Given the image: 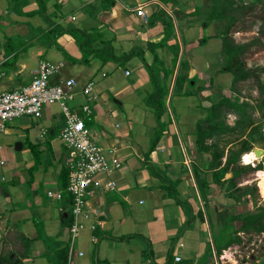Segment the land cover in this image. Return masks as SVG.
<instances>
[{
  "label": "crops",
  "instance_id": "1",
  "mask_svg": "<svg viewBox=\"0 0 264 264\" xmlns=\"http://www.w3.org/2000/svg\"><path fill=\"white\" fill-rule=\"evenodd\" d=\"M5 1L0 0V16L9 12L3 6ZM200 3L199 0H170L167 5L161 0H28L21 3V12L11 16L15 29L21 26L19 22L23 26L30 23L32 29L41 32L43 28L46 37L42 38L39 32L28 29V52L21 59L16 57L17 52L11 46L1 51L0 90L19 89L28 84L41 61L54 65L56 70L50 77V83L73 80L74 84L69 88L73 93L71 104L76 108L87 105L88 111H82L81 116L91 139L101 147L107 159V168L96 175L97 183L86 196L83 211L72 217L68 224L69 210L64 204L68 203L63 201L67 199L64 192L62 201L45 193L47 198L57 202L56 212H52L47 204H42L38 195L42 186L46 192L49 189L62 190L59 173L66 154L50 143L47 151V147L41 144L45 135L54 133V128L40 121L34 125L32 119L22 116L16 125L3 131L6 134H26L34 129V141L41 146L40 152L46 163L43 165L40 160L30 172L34 158L29 149H23L24 144L20 140L14 143V149L25 151V161L19 164L12 154L10 162H13L10 163L6 156H2L7 153L0 142V166L7 168L10 163L8 171L20 183H29V193L34 194L36 205L32 209L33 215L48 219L46 233L52 238L49 257L45 258L42 254L44 245L34 227L21 225L27 213L24 216L21 209L15 208H9L10 211L6 213L5 209L8 208L0 199V237L6 224L15 226L26 242L21 251L27 252L24 261L27 260L29 264H218L211 245L210 229L212 227L215 232H221L228 221V213L219 210V205L212 200L221 185L212 182V170L207 166L210 155L196 148V134L187 131L190 126L183 125L184 118L181 121L186 131L183 138L173 107L177 104V110L183 116L186 114L183 108L188 109V114L193 117L190 120L192 123L205 117L206 108L218 101L221 95L229 96L232 82L227 83L225 78L221 82L215 80L217 74L213 78L209 70L211 65L206 63L207 55L201 51V43L206 41L203 35L206 29L210 36L217 40L221 38L218 34L223 18L212 19L206 24L200 19L201 16L187 15L179 17V20L173 19V34L169 36L168 44L174 46L175 55L166 47H148L149 43L158 42L164 34L161 21L151 18L152 11L162 8L172 13L177 8L190 13ZM138 5L143 7L145 16L137 14L135 8ZM36 7H41L42 15L48 20L45 21L40 14H24L35 11ZM225 22L223 20L222 24ZM76 32L82 37L76 36ZM84 48L91 52L85 54ZM220 48L225 62L222 38ZM132 49H135L134 53L121 61ZM185 56V74L175 84L179 60ZM156 60L170 70L164 76L159 65L155 76L157 84L167 87L163 111L169 122L158 140L152 143L158 129L154 107L146 103L149 108L136 113L141 114L143 119L140 121H146V124L142 122L140 128L130 121V115L136 103H143L153 90L154 83L148 67ZM199 61L201 66H198ZM7 62H11V69L6 68ZM223 71H218L220 76L226 73L230 75ZM178 82L181 83L178 86L181 94L174 95ZM187 84L196 92L188 93L185 89ZM88 85L90 89L86 92L84 89ZM120 106L126 109V118L121 115ZM91 116L97 124L96 128L90 125ZM37 118H52L48 105ZM58 121L61 130L62 114ZM253 122L252 125L257 124L264 134V115L256 119L253 117ZM254 147L262 149L263 155L251 164L260 162L264 165V143L254 144ZM48 156H51V160ZM114 157L120 161L118 167H114ZM224 161L225 157L223 161L221 159L222 164ZM144 163L149 164L154 173L149 172ZM192 163L204 172L200 176L209 182L210 187L205 189L207 205L197 189ZM110 181L114 183L112 188L107 186ZM164 186L169 187L164 189ZM0 193L4 194L5 199H10V191L4 187L0 186ZM61 224L67 228L69 236L64 235ZM73 224L76 228L71 231ZM181 229V234L177 236ZM174 256H179L180 260L175 261Z\"/></svg>",
  "mask_w": 264,
  "mask_h": 264
},
{
  "label": "rangeland",
  "instance_id": "2",
  "mask_svg": "<svg viewBox=\"0 0 264 264\" xmlns=\"http://www.w3.org/2000/svg\"><path fill=\"white\" fill-rule=\"evenodd\" d=\"M28 0H7L4 2L3 6L6 7V9L9 11L8 13L2 14L0 16V54L1 51H3L4 48L10 49V46L13 50L17 52L16 57L21 59V57L25 56L28 52L29 47V39L27 37L26 31L30 29L32 32L36 31L39 32V35L42 36V38L45 36V31H43V28L40 30L38 29H32L30 23H25L24 26L22 23L19 22L21 26L19 28H14V21L11 20V16L13 14H16L17 12H21L20 8H22L21 3H25ZM175 1V0H174ZM244 3H248L251 0H242ZM21 2V3H19ZM193 2V1H192ZM195 2V1H194ZM201 2V3H200ZM200 5L194 6L193 11L195 9L197 10V13L193 14L194 16H201L200 19L203 21L206 19V11H210L212 9V1L210 0H199ZM255 3V2H254ZM257 4L253 5V10L249 11L248 8H244L242 10H231L228 11L233 16V22L230 23V29L228 34L226 35V39L230 42L231 45H239L242 46V51L237 54V60L240 61V64L243 66V69L248 72V76L245 78H237L233 85H231L229 96L231 98L237 99L238 102H247L249 104H252L253 106L247 107V109L244 111L243 115L249 116L253 119V117L256 119L258 117H263L262 115V109L259 107V102L264 99V4L256 2ZM247 6V5H246ZM245 6V7H246ZM248 7V6H247ZM36 9V10H35ZM35 11L32 12H24L25 15H42L41 7L34 8ZM165 9L158 8L157 10H154L151 12V18H155L161 21L163 26H171L170 20L174 19L173 15H171V12L169 13L171 15L168 16ZM23 14V13H22ZM192 15V14H190ZM39 16V17H40ZM44 20H48L46 16L42 15ZM186 17L187 13L182 12L181 17ZM179 18V17H178ZM191 17H189L190 19ZM187 19V22H189V19ZM43 20V21H44ZM179 20V19H178ZM193 20V19H192ZM224 21H226L225 18H223ZM222 20V22H223ZM221 22V29L223 28V24ZM18 23V22H17ZM223 25V26H222ZM167 26V27H168ZM181 34L183 35V28L180 27ZM208 30L206 29L204 31V34L206 37V41H202L201 51L207 55L206 63L208 65H211V68H209L210 73L216 75L217 81L221 82L224 78L228 82H232L233 75L229 72L230 75H221L219 74V70L221 72H224L222 70V67L224 66V58L222 55H220V46H221V38L219 40L215 39L214 36H210L209 33H207ZM209 34V35H208ZM79 36L81 38L82 36L80 33L76 32V36ZM201 36V35H200ZM46 37V36H45ZM44 37V38H45ZM200 38V37H199ZM201 40V39H200ZM205 45V46H204ZM168 49V51L175 53V48L169 46H164ZM155 48V47H154ZM197 48V47H196ZM198 49V48H197ZM219 50V51H218ZM185 58H183L181 68L179 69V77H183L185 74L184 64H185ZM125 60V58H122L121 61ZM15 61V60H14ZM187 62V61H186ZM11 62H7L6 68L11 69L10 67ZM155 70L156 72L159 70L157 68L158 66V60L154 62ZM188 66V65H187ZM198 66H201L200 61L198 62ZM154 67V66H153ZM184 69V70H183ZM26 76V75H25ZM19 79V78H17ZM194 79V78H193ZM189 80V83L193 80ZM158 82H160V78H158ZM203 82V79H202ZM181 83L178 82L176 89L174 91V95L181 94V90L179 89V85ZM232 84V83H231ZM181 86V85H180ZM188 93H195V90H192V87L190 84H187V87L185 88ZM154 90V86H153ZM192 93V94H193ZM146 95V94H145ZM146 100H143V103L137 102L136 107L131 109V115H130V121L135 124V127L140 128L142 125L143 118H141L142 110H147L148 104H146ZM174 105V104H173ZM49 110L52 113V118L48 120H44L43 118H35L31 116H24L29 119H32L33 124L35 125L36 121H40L42 124H44L47 127L54 128L53 134H47L43 138L45 139L42 141L41 144L45 145L47 147V151H49V146L53 145L57 149H60L61 151H64L66 155H68V150H66L65 145L62 143L59 137V121L58 117L60 114H62L61 109L59 108L58 103H52L48 105ZM173 107V106H172ZM175 107V108H174ZM173 107V111L175 114L176 121L178 123V126L182 130V136L185 138L184 129L181 125V121L184 118L185 120L182 121L183 125L186 127L190 126V129L187 131L192 132V134H196V120L190 123V120H193V117L188 114V109L183 108L184 116L178 112L176 104ZM145 108V109H144ZM119 110L121 111V115H124V118H126V109L123 106L119 107ZM206 111L208 109L206 108ZM230 112L226 113L225 108H221V114L226 122L227 126H232L237 124L235 120L237 119V114L234 111L229 110ZM137 117H136V115ZM170 114V112H169ZM182 115L183 117H181ZM163 116V118H162ZM171 116V114H170ZM203 118V117H202ZM19 117L9 120L6 122V129L10 126L16 125L19 121ZM157 119V117H156ZM172 119V116L171 118ZM261 120V119H259ZM173 121V119H172ZM90 125L93 127H97V124L94 122L91 116V120H89ZM169 118L166 115V112L163 111L159 117V123L160 126L164 127V129L168 126ZM143 123L146 124V121ZM191 124V125H190ZM205 125V124H204ZM261 124L259 123V126ZM146 126V125H145ZM148 127V126H147ZM156 127L159 129V125L157 124ZM154 126L152 127V129ZM34 130V129H32ZM32 130H29L24 133H17V134H6L3 132H0V142H2V145L5 147V150L7 155L4 153L2 154L3 157L6 156V159L10 162V158L12 157V154L14 156L15 161H17L19 164L22 161H25V156L23 153L25 151H15L14 149V143L18 140L22 141L24 144L23 149H29L32 157L34 158V154L32 152V149L30 145H33L35 149L39 151V157L40 160L43 162L44 156L41 154V146L38 144V142L34 141ZM157 130V129H156ZM132 134H135L131 130L129 131ZM217 133V132H216ZM221 135V134H220ZM226 138L228 139H238V136L235 133H232L230 131L226 132L224 134ZM161 136V134H160ZM222 137V136H221ZM106 140V139H105ZM223 140L219 139V136L215 134L212 138H206L204 143L206 145L213 144L214 148L217 150H222L224 152V155L222 156V161L224 160V157L226 158L227 151H231L239 161L240 164H246L243 160V155H237L243 148V144L240 140H237L233 143H231L230 146H224ZM50 143V145H49ZM229 147V148H228ZM253 148V147H252ZM251 148L250 151H253ZM202 153L200 152V156ZM263 153H261L260 156H256V159H261ZM49 160H51V156H48ZM47 158V159H48ZM202 158L204 156L202 155ZM264 160V158H263ZM11 161L10 163H12ZM34 162V160H33ZM8 163V164H10ZM23 163V162H22ZM256 163V162H255ZM7 164V168H8ZM46 163L43 162V165ZM144 165L149 169L150 165L145 164ZM250 165H253L250 163ZM4 165L0 166V186L4 187V189H7V191H10V199H5L4 194L0 193V199L3 200V204L8 209H5L6 213L10 211L9 208H15V209H21L20 211L26 214L25 221L22 225V227H26L28 225H32L34 227V230L36 234L39 236L38 239L42 240L41 242L44 245V248L42 250V254L45 258L49 257V246L52 242V238L49 237L46 233V225L48 222L47 218L44 217H36L33 215L32 209H34L33 206L36 207L34 200V194L29 193V183L28 182H19L17 180V177L13 174H11L10 171H8ZM255 173V174H254ZM3 175V178H2ZM259 176L257 174V171H247L243 172L239 175V177L235 178L233 182L221 184V187L214 196L213 203L219 205V210H221L224 214H227L229 212L234 213L233 219L237 220L240 218L241 215H238L236 213L247 211L254 209L257 205H260L264 202V195L261 192V188L259 185ZM170 185V184H169ZM169 186L165 187L168 188ZM15 191V193L13 192ZM169 192V190H167ZM46 189L45 187H41L38 191V195L42 199V204L48 205L50 207V210L52 212L57 211V202L53 199L46 197ZM67 206V209L70 212L71 205L64 203ZM26 211V212H25ZM222 213V214H223ZM220 221L223 222V219H220ZM219 221V224H220ZM238 225V222H236ZM218 224V225H219ZM62 227L64 226L61 224ZM185 227V226H184ZM212 237H211V245L213 246H219L222 244H225L229 240V245L224 249L225 251L222 252L221 250V256L217 255L215 250V258L217 259L218 264H264V232L257 233L252 230H242V231H236L231 228V226H223L221 232H215L214 228L211 227ZM182 229L178 232L177 236L181 234ZM4 233L0 237V251L1 253L13 250V251H22L24 250V247L26 246V242L24 241L23 234L18 231V229L15 226L10 225L9 223L5 225ZM64 235H68L69 233L67 231V228L64 226L63 229ZM46 240V241H45ZM228 255V256H226ZM28 257V256H27ZM25 257L22 258L23 264H29L28 261H24ZM184 263V260L183 262ZM66 264V263H64Z\"/></svg>",
  "mask_w": 264,
  "mask_h": 264
},
{
  "label": "trees",
  "instance_id": "3",
  "mask_svg": "<svg viewBox=\"0 0 264 264\" xmlns=\"http://www.w3.org/2000/svg\"><path fill=\"white\" fill-rule=\"evenodd\" d=\"M165 5H167L170 0H161ZM212 1V9L210 11H206V19L203 20V22L206 24L208 21L216 18H225L226 22L222 29H220L218 36L222 38L223 41V51L225 54V62L224 66L222 67V70H225L227 72H230L232 77V85L236 81L237 78H245L248 76V72L243 69V66L240 64V61L237 60V54L242 51V46L239 45H231L230 42L226 39V35L229 32L230 29V23L233 22V16L230 12L231 10H242L244 8H248L249 11L253 10V5L257 4L256 2L263 3L264 0H251L248 3H244L242 0H210ZM255 2V3H254ZM248 7H247V6ZM246 6V7H245ZM182 11H180L177 8H174L172 11V15L175 19H178V17L181 16ZM197 13V10L187 13V15L195 14ZM168 16L171 15L167 13ZM171 26L164 27V34L163 37L156 43H149L148 47H164L169 46L168 39L171 34H173V22L172 19L170 20ZM174 48V46H171ZM135 49H132V51L129 54H126L123 56L124 58H128L134 53ZM84 53L91 52L87 48L83 49ZM154 59L156 58V54L154 53ZM175 55V54H174ZM86 58V57H85ZM173 61H175V57L173 58ZM183 59L180 58L179 64H178V71L181 68ZM162 67V73L167 75L170 70L165 69L162 62L158 61V66ZM186 65V62L184 66ZM154 66V67H153ZM150 71L151 80L154 83V90H152L151 93H149L145 99L146 102L150 103L152 107H154L155 114L157 117L159 129L156 130L153 138L152 143L156 142L158 138L160 137V134H162V131L164 130V127L160 126L159 123V117L164 109V97L167 95V87L165 85L157 84L156 77V70L154 62L150 67H148ZM179 73L177 72L175 76V84L177 81H179ZM182 79V78H181ZM253 106L252 104L245 102H238L237 99L231 98L228 95H221L218 99V101L213 102L210 106L207 107L208 111L205 115V117L200 118L196 122V148L200 150L201 152L209 153L210 160L208 161L209 169L212 170V182L218 183V184H227L229 182H233V180L237 177H239L240 174L247 171H259L264 170V165L260 162L256 163L255 165H250V163L246 164H240L237 160L238 158L236 155L231 153V151H227V155L225 158L224 163L222 164L221 158L224 155L223 149L217 150L214 148V145L211 143L209 145H206L204 143L206 138H212L215 136H219L220 140H223V145L228 146L231 143L235 142L236 140H239L243 144L242 150L237 155H245L246 153L251 152V148L254 146V144H260L262 145L264 143V134L260 131V127H258L257 124L252 125L253 119L249 116L243 115L244 111L247 109V107ZM259 107L262 109V115H264V99L259 102ZM221 108L226 109V113L231 111H234L238 116L234 125L227 126L226 122L222 118L223 116L221 114ZM205 124V125H204ZM232 132L235 133L237 136L239 134V138L235 140L228 139L224 137L226 132ZM217 132V133H216ZM221 134V135H220ZM222 136V137H221ZM32 152L34 154V163L29 167L30 172L33 168H36L38 164L40 163L39 159V151L35 149L33 145H30ZM153 147V144L152 146ZM192 173L197 185V189L199 191V194L201 196V199L205 201L206 203V193L205 189L209 188V182L204 178L200 176V173L202 170L198 169L197 167L193 166V163L191 164ZM149 172L154 173L153 169L150 167ZM204 173V172H202ZM67 174L68 169L63 165L61 167L60 173H59V185L62 190L65 189L67 184ZM238 215H241L240 218L237 220L233 219V215H235L232 212L228 213V221L226 222V227L231 226L232 229L236 231L241 230H252L257 233L264 232V202L260 205H257L254 209L243 211L240 213H236ZM68 218V219H67ZM63 217V219H67L66 222L70 224L72 215L69 212L68 216ZM238 222V225L237 223ZM39 237V236H38ZM229 245V240L219 246H213L214 250L217 255L221 253L222 249H225ZM27 255V252H17V251H7L4 253L0 252V264H23L22 258ZM203 264V263H202ZM211 264H214L211 262Z\"/></svg>",
  "mask_w": 264,
  "mask_h": 264
},
{
  "label": "built area",
  "instance_id": "4",
  "mask_svg": "<svg viewBox=\"0 0 264 264\" xmlns=\"http://www.w3.org/2000/svg\"><path fill=\"white\" fill-rule=\"evenodd\" d=\"M135 9L138 15H146L141 5ZM55 70L54 65L41 61L28 84L19 89L0 90V132L6 129V122L9 120L22 116L37 118L45 106L59 104L63 115L59 137L68 150L64 159V166L68 169L67 184L64 190L49 189L46 193L59 201L64 198L65 193L67 199L63 201L71 205L70 213L75 218L83 211L86 196L97 183L96 175L107 168V159L101 147L91 139L81 116L82 111H88L87 105L76 108L71 104L73 93L69 88L74 84L73 80L50 83V77ZM89 89L88 85L84 90L88 92ZM112 162L114 167L119 166L120 161L116 157ZM113 185L112 181L107 182L108 187L112 188ZM75 228L73 224L71 231ZM174 260L179 261L180 257L174 256Z\"/></svg>",
  "mask_w": 264,
  "mask_h": 264
},
{
  "label": "bare ground",
  "instance_id": "5",
  "mask_svg": "<svg viewBox=\"0 0 264 264\" xmlns=\"http://www.w3.org/2000/svg\"><path fill=\"white\" fill-rule=\"evenodd\" d=\"M256 159V155L253 151L249 152V153H246L244 155V162L245 163H251L252 161H254ZM257 174L259 176V185H260V188H261V192L262 194L264 195V171L263 170H259L257 171ZM228 256V255H226Z\"/></svg>",
  "mask_w": 264,
  "mask_h": 264
},
{
  "label": "water",
  "instance_id": "6",
  "mask_svg": "<svg viewBox=\"0 0 264 264\" xmlns=\"http://www.w3.org/2000/svg\"><path fill=\"white\" fill-rule=\"evenodd\" d=\"M253 152L255 153L256 156H260L261 153H262V149H259V148H252Z\"/></svg>",
  "mask_w": 264,
  "mask_h": 264
}]
</instances>
